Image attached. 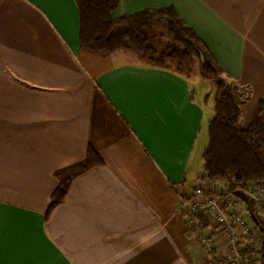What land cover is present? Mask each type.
Instances as JSON below:
<instances>
[{
    "label": "crops",
    "instance_id": "obj_1",
    "mask_svg": "<svg viewBox=\"0 0 264 264\" xmlns=\"http://www.w3.org/2000/svg\"><path fill=\"white\" fill-rule=\"evenodd\" d=\"M165 6L243 90L239 127L247 128L264 107V0H121L116 14ZM79 31L75 0H0V264H205L181 201L229 188L201 179L186 189L214 104L187 73L155 68L130 49H82ZM89 148L103 165L75 179L48 214L55 173ZM236 191L253 229L251 205L259 208L250 188ZM207 221L219 259L232 247L212 215Z\"/></svg>",
    "mask_w": 264,
    "mask_h": 264
},
{
    "label": "trees",
    "instance_id": "obj_2",
    "mask_svg": "<svg viewBox=\"0 0 264 264\" xmlns=\"http://www.w3.org/2000/svg\"><path fill=\"white\" fill-rule=\"evenodd\" d=\"M120 1L75 0L80 17V47L102 53L130 49L149 65L181 75L188 73L192 61L198 59L201 76L214 85V116L208 126L209 142L202 154L204 173L200 179L228 184L227 192L235 197L240 196L238 189L264 184V107H260V115L253 123L240 128L243 90L230 82L205 42L185 24L175 8L165 6L117 15ZM162 23L170 41L164 48H157L150 43L148 33ZM244 94L249 97L250 91ZM102 165L96 150L89 148L83 162L58 170V186L51 196L48 214L64 202L75 179ZM251 211L252 232L257 234L260 244L259 257L253 258L251 253L255 251L248 247L243 253L250 257L241 264H264V214L257 213L254 204ZM195 217L206 230L209 223L204 214L197 211Z\"/></svg>",
    "mask_w": 264,
    "mask_h": 264
},
{
    "label": "built area",
    "instance_id": "obj_3",
    "mask_svg": "<svg viewBox=\"0 0 264 264\" xmlns=\"http://www.w3.org/2000/svg\"><path fill=\"white\" fill-rule=\"evenodd\" d=\"M203 188L198 191V194L202 196L198 201L187 200L185 198L181 201V210L185 214L189 224L192 240L198 243L206 254L211 253L213 245L195 217V213L200 211L206 219H208L209 215H212L216 223L223 227L222 229L232 247L231 255L225 258V260H211L209 258L208 264H241V262L250 257L249 254L245 257L241 255L248 247L255 251L251 253L252 257L258 258L257 249L260 245L258 236L252 232V228L248 225L247 220L239 213L240 206L238 200L227 191L209 197L208 194L210 195L213 192V188ZM250 193L260 212L264 214V185L251 187ZM242 235L246 239H243Z\"/></svg>",
    "mask_w": 264,
    "mask_h": 264
},
{
    "label": "rangeland",
    "instance_id": "obj_4",
    "mask_svg": "<svg viewBox=\"0 0 264 264\" xmlns=\"http://www.w3.org/2000/svg\"><path fill=\"white\" fill-rule=\"evenodd\" d=\"M148 36L150 38V43L157 48H161V47L164 48L167 45V43L170 41L169 37L167 35V32L164 28L163 23L156 25L153 28V30L148 33ZM188 71H187L188 72L187 74L189 76V79L191 80V84L193 85V87L194 86L200 87V90H201L200 92L204 93V97L207 98V96L209 95L210 96L209 97L210 105L213 106V104H214V85H213L212 81L205 79L201 76V74H200V62L198 59H195L194 61H192ZM199 140L200 141H198V145H201L202 147H204L203 149H205V147L208 145V142H209L208 125L204 126L203 135ZM203 164H204V162L201 161L200 152H199V154H198V171L196 172V174L194 176H190L187 180L186 189L188 192H191L192 189H194L198 184L202 183V180L200 179V177L204 173L203 167H202ZM208 196L209 197L210 196H216V194L215 193L213 194V192H212V193H210V195L208 194ZM229 255H231V251L228 254L222 253L220 255L219 259L218 258L217 259L218 260H225V258H227ZM206 256L207 257L205 258V261H204L205 264H208L209 258L211 260L212 259L217 260L216 258L212 257L211 253L207 254Z\"/></svg>",
    "mask_w": 264,
    "mask_h": 264
}]
</instances>
